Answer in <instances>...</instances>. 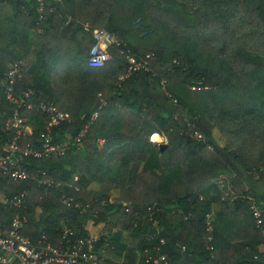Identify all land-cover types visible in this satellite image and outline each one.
I'll return each mask as SVG.
<instances>
[{
	"label": "trees",
	"instance_id": "16d2710c",
	"mask_svg": "<svg viewBox=\"0 0 264 264\" xmlns=\"http://www.w3.org/2000/svg\"><path fill=\"white\" fill-rule=\"evenodd\" d=\"M51 5L39 19L35 0H0V155L16 135L3 86L13 62L22 71L16 92L31 90L36 104L20 108L31 131L18 143L39 147L49 131L54 143L70 144L22 160L58 186L0 174V197L25 194L20 208L2 204V220L19 213L20 233L37 244L64 242L65 229L71 240L99 231L96 250L119 248L121 264H145V249L155 246L167 255L161 264H264V0ZM97 27L119 43L110 61L92 67ZM147 53L148 68L128 73L127 54ZM40 103L69 120L49 126ZM223 174L232 175L235 196L221 197L213 212L210 189L220 196V188L212 180ZM125 232L142 236L141 251L122 242Z\"/></svg>",
	"mask_w": 264,
	"mask_h": 264
},
{
	"label": "built area",
	"instance_id": "2783aa9c",
	"mask_svg": "<svg viewBox=\"0 0 264 264\" xmlns=\"http://www.w3.org/2000/svg\"><path fill=\"white\" fill-rule=\"evenodd\" d=\"M51 2L52 0H35L39 19H43L47 11H52L53 7ZM92 37L94 43L89 51L88 63L92 67L104 66L112 57L109 51L110 45L119 43V39L114 33L103 27L93 29ZM151 56L150 53H147L144 57L136 59L135 57L130 56V54H127L129 63L127 72L130 73L141 68L147 69L148 61ZM21 78L22 71L20 63H11L3 80V86L5 98L7 102L13 106V112L9 122L14 128L16 135L10 142V151L7 154L0 155V174L6 175L11 180H35L47 184L48 186H58L60 185L59 182L44 177L46 175L44 171L36 170L34 172L26 165H23L22 160L24 156L32 155L34 157H43L50 156L53 152L63 154L70 147V144L59 145L58 143H54L53 137L49 131L46 134H42V144L39 147L35 148L26 145L22 148L18 143V138L21 135L30 133L31 131V129L22 122L20 108L24 106H26V108H33L36 106L31 100V90H26L22 94L16 92L17 84ZM191 88L199 90L201 87L192 85ZM38 107L43 112H48L50 114L51 119L49 126L58 124L61 121L69 120L68 113L58 110L52 104L48 105L40 103ZM85 131V129L79 131L73 142H80ZM153 135L154 134L151 135L150 140L156 142ZM76 178L77 177L75 176L74 179ZM212 183L219 188L223 187V176L214 177ZM24 197V193L14 197H0V264H108L105 258L98 250H96L98 236L89 235L87 237H77L71 240L65 229L64 237L66 240L64 242L52 244L49 241H46L45 237H43L39 240L41 244H37L20 233L22 220L19 213H16L8 224L5 223L1 218L2 204L20 208L23 204ZM63 201L69 204L66 197L63 198ZM252 205L257 207L255 203H252V209ZM253 213L255 214V217L261 218V211L259 209H255V211L253 209ZM207 225V237L208 240H212L213 234L211 231L210 219H207ZM160 242L164 243L165 241L161 238ZM106 245L108 244H105V246ZM261 246L262 249H260V254L264 257V240ZM210 248L212 247L210 246ZM153 249L156 250L155 253L151 252L150 249H145V264H161V262L166 261L167 255L159 251V246H155ZM257 256L259 255H256V257Z\"/></svg>",
	"mask_w": 264,
	"mask_h": 264
},
{
	"label": "crops",
	"instance_id": "0c3cea01",
	"mask_svg": "<svg viewBox=\"0 0 264 264\" xmlns=\"http://www.w3.org/2000/svg\"><path fill=\"white\" fill-rule=\"evenodd\" d=\"M11 63H9L10 66ZM8 66V67H9ZM224 184L223 187L220 188V198L223 197H232L234 192L236 191L232 186V175L230 174H223ZM218 203H213V212L218 210ZM122 242L129 245L130 247L136 249L137 251H141L142 249V236H134L127 232L124 233L122 237ZM99 253L105 258V260L109 264H121L123 262H127L125 252L112 246L110 248L100 247L98 250Z\"/></svg>",
	"mask_w": 264,
	"mask_h": 264
},
{
	"label": "rangeland",
	"instance_id": "374dc122",
	"mask_svg": "<svg viewBox=\"0 0 264 264\" xmlns=\"http://www.w3.org/2000/svg\"><path fill=\"white\" fill-rule=\"evenodd\" d=\"M196 90V89H195ZM28 128L30 129V127L28 126ZM158 135V134H157ZM153 138L156 140V142H158V143H165V139L162 137V136H160V135H158V138H155V134L153 135ZM223 142H224V140H223ZM95 187H97V185H95ZM214 191V192H213ZM210 194L211 195H209V197H211V196H213L214 197V202H216V203H218V209L220 208V206H221V198H220V196H219V192L217 191L216 192V190H215V188H211L210 189ZM243 196V195H242ZM248 199H250L251 200V203H250V207H251V204L252 203H255L254 201V199L251 197V196H249V197H247ZM252 207H253V209H254V211H255V209L256 210H258L257 209V207H255L254 205H252ZM252 209V208H251ZM252 209V210H253ZM214 209H212V211H213ZM260 210V209H259ZM210 219H211V217H210ZM93 235H95V236H98V238L101 236L100 235V232L99 231H97L95 234H93ZM262 243L260 244V249H262Z\"/></svg>",
	"mask_w": 264,
	"mask_h": 264
},
{
	"label": "water",
	"instance_id": "95a60500",
	"mask_svg": "<svg viewBox=\"0 0 264 264\" xmlns=\"http://www.w3.org/2000/svg\"><path fill=\"white\" fill-rule=\"evenodd\" d=\"M165 145V143H160V146Z\"/></svg>",
	"mask_w": 264,
	"mask_h": 264
},
{
	"label": "bare ground",
	"instance_id": "6f19581e",
	"mask_svg": "<svg viewBox=\"0 0 264 264\" xmlns=\"http://www.w3.org/2000/svg\"><path fill=\"white\" fill-rule=\"evenodd\" d=\"M155 138H158V135L157 134H155Z\"/></svg>",
	"mask_w": 264,
	"mask_h": 264
}]
</instances>
